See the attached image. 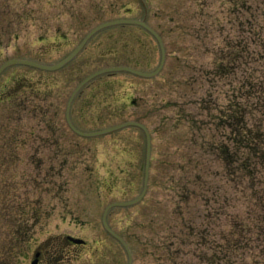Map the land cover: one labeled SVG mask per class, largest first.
Here are the masks:
<instances>
[{"label":"rangeland","instance_id":"obj_1","mask_svg":"<svg viewBox=\"0 0 264 264\" xmlns=\"http://www.w3.org/2000/svg\"><path fill=\"white\" fill-rule=\"evenodd\" d=\"M236 1L0 0V65L14 57L56 62L109 19H144L161 36L165 60L156 75L105 73L72 101L71 120L80 130L137 121L150 133L144 195L106 215L130 248L132 264H264V231L258 229L264 209L254 204L264 192V171L232 174L208 145L204 155L199 145L202 138L210 145L218 134L228 135L227 127L207 121L205 109L224 110L229 89L240 88L246 71L264 77V42L253 36L264 35V0ZM241 45L249 50L228 63L234 75L230 70L232 77L212 81L216 53ZM159 62L149 31L119 24L92 35L60 69L18 64L0 74V264L35 258L37 264H127L102 214L109 203L142 192L144 131L129 125L80 136L69 128L65 106L96 70L125 65L152 71ZM180 187L187 190L180 193ZM231 231H239L241 241L229 260Z\"/></svg>","mask_w":264,"mask_h":264},{"label":"trees","instance_id":"obj_2","mask_svg":"<svg viewBox=\"0 0 264 264\" xmlns=\"http://www.w3.org/2000/svg\"><path fill=\"white\" fill-rule=\"evenodd\" d=\"M236 2L234 0L233 3L236 4ZM242 2L240 0L238 3L242 4ZM262 29L263 25H261L260 30ZM262 33L260 31L254 32L255 35L253 36L255 38L249 37L248 39H258L262 43V41L264 42V35ZM226 50L228 51L224 52V56H222V53H216L215 66L210 73L212 75V81L219 77H232L234 72L228 63L230 65L233 64L231 62L234 60L236 54H238L241 60L244 51H246L247 55L249 48L247 45H241L233 48L232 51L229 48ZM251 53L253 54L252 51ZM230 70L233 75L230 74ZM260 77H252V72H249V70L246 71L242 81L243 84L241 83L240 88L232 87L229 89V99L224 110L221 109L219 112L212 113L209 106L205 109L208 113L207 121L214 124V128L216 129H218V126L222 127L224 125V127L228 128V135L226 136V133L218 134L220 139H213L210 145L202 138L199 143L202 151L201 154H209V150L206 147L208 145L211 149L210 155H214L213 157L215 159L220 160L225 169L232 174L244 171L248 176H251L257 171H264V133L262 132V121L264 120V77ZM237 92L240 93L239 101L236 100ZM205 101V98L201 100V103L203 102L202 106H205L203 105ZM209 104H211V98H209ZM222 129L224 131V128ZM226 138L229 140L228 147L225 144ZM224 139L225 143L223 142ZM186 190L187 188L180 187V193ZM253 194L255 196V192ZM254 200L256 206L264 209V192L262 193V197H255ZM260 221L264 224L263 215L260 217ZM240 226L241 224L238 221L236 227L238 228ZM258 229L259 233H263L264 225L258 226ZM239 233V231H231L228 236L225 247L229 252V260L237 250L236 245L241 241V235Z\"/></svg>","mask_w":264,"mask_h":264},{"label":"water","instance_id":"obj_3","mask_svg":"<svg viewBox=\"0 0 264 264\" xmlns=\"http://www.w3.org/2000/svg\"><path fill=\"white\" fill-rule=\"evenodd\" d=\"M119 24H135V25H140L142 26L144 29H146L147 31H149L157 40L159 48H160V62L159 65L152 71H142V70H138L129 66H125V65H115V66H108V67H103L99 70H96L94 72H92L91 74L87 75L85 78H83L77 85L76 87L73 89V91L70 94V97L68 99L67 105H66V111H67V115H66V122L68 124V126L70 127V129L80 135V136H86V137H92V136H98V135H102V134H106L112 131H115L117 129L123 128L125 126H129V125H134L137 127H140L145 134V138H146V149H145V166H144V181H143V189L142 192L140 193V195L138 197H136L135 199L129 200V201H119V202H112L109 203L103 211L102 214V223L104 228L113 236L115 237L124 247L126 253H127V264H132V253L130 248L128 247L127 243L125 242V240L118 235L116 232H114L107 223L106 220V215L108 213V211L112 208V207H116V206H128V205H132L137 203L142 196L144 195L146 188H147V179H148V172H149V161H150V152H151V138H150V133L147 129V127L145 125H143L140 122L137 121H125L116 125H112L109 127H105L103 129H98V130H93V131H84V130H80L78 129L72 122V120L69 117V109H70V104L73 100V98L75 97V95L77 94V92L86 84L88 83L90 80H92L93 78L105 74V73H112V72H117V71H123V72H129V73H133L136 74L138 76L141 77H153L154 75H156L160 68L162 67L164 60H165V47H164V43L162 41L161 36L151 27L149 26L144 19H134V18H116V19H109L106 21H102L100 23H98L97 25H95L94 27H92L85 35L84 37L81 39V41L67 54L65 55L63 58H61L60 60L53 62V63H44V62H39L33 59H29V58H24V57H14V58H10L7 59L6 61H4L1 65H0V74L9 66L11 65H27V66H32L35 67L37 69H41V70H46V71H53V70H57L60 69L61 67L65 66L67 63H69L79 52L80 50L83 48V46L85 45V43L89 40V38L94 35L96 32H98L99 30L106 28V27H110V26H114V25H119ZM71 241L76 242V243H82L84 242V240L79 239V238H74V237H68ZM31 264H37V258H35Z\"/></svg>","mask_w":264,"mask_h":264},{"label":"flooded vegetation","instance_id":"obj_4","mask_svg":"<svg viewBox=\"0 0 264 264\" xmlns=\"http://www.w3.org/2000/svg\"><path fill=\"white\" fill-rule=\"evenodd\" d=\"M76 87V86H75ZM80 91V90H79ZM78 91V92H79ZM77 92V93H78ZM73 101V100H72ZM67 102H68V100H67ZM67 102H66V105H67ZM64 115H65V120H66V115H67V111H66V106H65V113H64ZM69 117H70V119H73V116H72V102H71V104H70V109H69ZM70 128V127H69Z\"/></svg>","mask_w":264,"mask_h":264}]
</instances>
